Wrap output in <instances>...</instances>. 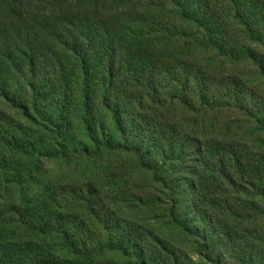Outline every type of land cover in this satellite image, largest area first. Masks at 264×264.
I'll list each match as a JSON object with an SVG mask.
<instances>
[{
	"label": "trees",
	"instance_id": "1",
	"mask_svg": "<svg viewBox=\"0 0 264 264\" xmlns=\"http://www.w3.org/2000/svg\"><path fill=\"white\" fill-rule=\"evenodd\" d=\"M23 1L0 0V21H10L9 27L0 23V112L13 108L28 119L38 120L39 127L54 132L55 156L67 163L81 157L129 156L138 171L150 177L160 189L168 202L167 214L182 233L190 234L195 211L205 220L204 233L207 235V229L215 233L212 215L199 207L198 197L203 192L212 198H206L204 204L214 209L220 208L216 206L220 204L215 199L217 195L241 201L243 209L228 205L219 209L235 222L257 219L262 214L264 21L261 7L249 0H224L228 4L226 10L220 5L215 7L210 0H147L142 8L147 11L146 22L154 16L162 33L155 42L157 61L175 62L167 66L159 64V68L155 63L149 68L141 64L137 72L129 70L116 53L93 63L91 51L95 41L78 29L64 32L49 29L48 37L54 45L50 57L61 53L75 65L77 90L82 91L76 112L81 116L79 121L86 131V140H79L70 148L58 142L62 139L61 131L70 129L71 125L66 120L68 95L63 97L60 116L47 118L38 110L35 79L45 56L36 52L39 28H19L18 22L11 18L17 16ZM228 10L231 16L225 14ZM176 24L198 38L196 46L213 54L203 65L207 69L191 62L194 54L187 60L171 58L169 25ZM151 32L152 29L150 35ZM240 35L246 46L240 42ZM8 62L32 75L26 84L32 93L31 101V93L20 98L17 87L5 81L2 67ZM92 67L98 71L97 83L91 81ZM90 84L97 86L96 91H90ZM68 147L72 152L64 155ZM26 151L16 138L0 134V174H3L0 199L11 187L22 188L19 197L11 198L13 206L7 207L5 214L11 217H5L7 222L19 232L6 234L4 243L0 241L1 246L17 240L19 249L14 256L0 252V264H110L111 254L124 260V264H154V252L160 253L161 261L175 264V251L162 239L140 229L128 232L118 212L101 199L89 177L81 175L82 182L79 178L85 189L70 190L64 197L78 199L82 213L89 218L87 225L74 223L77 231L70 227L72 218L66 217L72 206L76 207L74 202L67 199L69 206L62 213L56 212V198L45 201L44 195L39 194L33 202H28L30 182L38 189L43 185L21 169L17 159ZM39 171L38 167L34 169L37 174ZM3 206L0 200V213ZM90 224L98 230H86Z\"/></svg>",
	"mask_w": 264,
	"mask_h": 264
},
{
	"label": "rangeland",
	"instance_id": "2",
	"mask_svg": "<svg viewBox=\"0 0 264 264\" xmlns=\"http://www.w3.org/2000/svg\"><path fill=\"white\" fill-rule=\"evenodd\" d=\"M69 1L70 3L65 4V0H24L23 7L17 9V16L10 17L18 22L19 28L26 27L27 30L39 28L36 52L38 55H44L45 61L38 69V77L35 79L38 110L47 118L58 117L63 106V97L68 95L70 104L66 120L70 121L71 125L70 129L66 128L61 131L60 138L62 139L58 142L59 145L66 143L71 148V144L86 140V131L79 121L81 116L76 112L82 91L77 90L76 76L78 74L75 65L66 60V56L61 53L50 57L54 45L48 37L49 29L54 28L59 32L78 29L88 34L95 41L91 51L93 63L100 62L104 56L116 53L118 58H123L124 63H127L129 70L137 72L141 64L149 68L155 63L159 68L160 65H171L175 61H169L172 63L157 61L158 48L155 42L161 38L162 33L159 22H154L156 20L154 16L151 17L150 22H146L147 11L142 8L147 0ZM210 1L215 7L220 5L224 10L228 7L224 0ZM250 1L261 7V19L264 21V0ZM225 14L231 16V10ZM11 18L9 20H12ZM0 23L10 26V21L5 22L1 19ZM169 28L170 45H173L170 50L171 58L175 56L176 59L187 60L194 54L191 62L198 67L206 68L207 66L203 67V65L207 59L212 58L213 54L205 51L204 47L196 46L198 38L192 37V32L188 29L181 28L178 24L172 27L169 25ZM151 29L152 35H150ZM238 38L246 46L243 37L240 35ZM233 39L232 35L231 40ZM18 64L21 66L22 62L19 61ZM89 65L92 64L89 63ZM2 68L6 78L4 80L17 87L20 98H26L31 93L26 84L32 75L22 68L13 67L9 62ZM90 69L94 73L91 81L97 83L95 75L98 71H95V67ZM214 71L215 69L212 70L213 73ZM90 87L91 92L97 89V86L93 84H90ZM31 97L32 93L30 101ZM39 124L38 120L28 119L13 108L0 112V134L16 138L19 145L27 150L24 156L17 159L18 163L25 173L32 174V178L43 185L38 189L30 182L28 199L31 200L28 202H33L35 196L39 194L44 195L45 201L49 198H56L57 213H62L61 210L67 209L68 200L74 202L77 204L76 207L72 206L66 216L72 218L70 227L73 231H77L74 223L76 225L90 223L89 218L85 217L86 214L82 213L78 199L64 198L70 190L85 189L86 186L79 182V178L81 182L84 181L80 177L82 175L93 179V187L98 190L101 199H104L114 211L118 212L128 232H137L138 229L146 231L162 239L168 248L173 249L177 257L175 264H264V206H261L263 211L261 215L256 216L257 219L235 222L226 215H222L219 209L223 205L243 209L241 201L217 195L215 199L220 204L216 206L220 208L214 209L211 205L204 204L206 198L210 200L212 198L203 192L198 197L199 207L204 208V211L209 212L213 217V225L216 228L213 232L215 233L207 229V235L212 234V239L204 233L206 232L205 220L198 211L192 215L190 234L182 233L170 220L167 214L168 202L160 189L152 183L150 177L138 171L136 164L129 156L116 154L115 156H104L101 159L81 157L71 159V162L67 163L61 157L55 156L57 148L54 142L57 135L50 129L45 130V127H39ZM71 152L72 149L68 147L64 155ZM36 167L40 170L39 174L34 172ZM2 181L3 174H0V182ZM21 193L22 188L11 187L0 199L4 204L0 213V241L2 243H4L3 237L6 234L19 232L16 226L13 228L12 224L7 222L5 217H11L5 214L7 207L12 208L13 206L12 197H19ZM40 205L43 206L42 203ZM86 225L80 229L85 228ZM86 230L93 232L98 229L91 225ZM0 249L2 254L14 256L19 249L17 240L10 241L9 245H1ZM109 259L110 264H124V260L113 254ZM160 259V253L154 252V264H173L168 261L165 263Z\"/></svg>",
	"mask_w": 264,
	"mask_h": 264
}]
</instances>
